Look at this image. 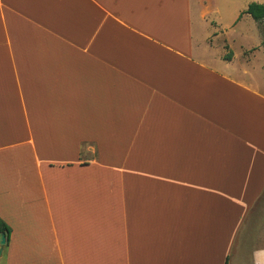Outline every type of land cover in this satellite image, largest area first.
I'll use <instances>...</instances> for the list:
<instances>
[{"label":"crops","instance_id":"0c3cea01","mask_svg":"<svg viewBox=\"0 0 264 264\" xmlns=\"http://www.w3.org/2000/svg\"><path fill=\"white\" fill-rule=\"evenodd\" d=\"M220 6L0 0V264H264V64Z\"/></svg>","mask_w":264,"mask_h":264},{"label":"rangeland","instance_id":"374dc122","mask_svg":"<svg viewBox=\"0 0 264 264\" xmlns=\"http://www.w3.org/2000/svg\"><path fill=\"white\" fill-rule=\"evenodd\" d=\"M220 3V10L217 15H214L215 13H209L208 14V23L209 24H221V28L226 31L223 36L225 38L221 39V45L226 49V53L229 54L231 49L229 46L231 45L234 49L233 52L240 56V60L242 61H249V62H256V63H263L264 64V21L263 22H256L250 15H243L238 22L235 24H250V38L249 42L245 43L243 39L239 37H231L229 39H226V36H229L232 31L228 28L229 24H233L235 11L241 10L246 5L250 3H260L264 4V0H218ZM209 10L211 8L209 7ZM195 24H199L196 22ZM234 30V29H233ZM245 45L253 47L251 49H246ZM232 52V56H233ZM260 55V59L252 60L251 57ZM261 60V61H260ZM259 61V62H258ZM258 69V68H257ZM256 69V70H257ZM262 80H264V70L261 71ZM262 85H264V81L262 82ZM264 208V199L260 201L259 206L257 207V210H263Z\"/></svg>","mask_w":264,"mask_h":264},{"label":"trees","instance_id":"16d2710c","mask_svg":"<svg viewBox=\"0 0 264 264\" xmlns=\"http://www.w3.org/2000/svg\"><path fill=\"white\" fill-rule=\"evenodd\" d=\"M243 14L250 15L256 22H263L264 21V4L251 3L248 6L247 10L243 12L241 15ZM225 59L230 60L231 55L228 54ZM10 233H11L10 228L6 224L0 222V235L5 234L7 243L10 238Z\"/></svg>","mask_w":264,"mask_h":264},{"label":"water","instance_id":"95a60500","mask_svg":"<svg viewBox=\"0 0 264 264\" xmlns=\"http://www.w3.org/2000/svg\"><path fill=\"white\" fill-rule=\"evenodd\" d=\"M0 244L3 246L6 244V236L5 234H2L0 237ZM1 254V253H0Z\"/></svg>","mask_w":264,"mask_h":264}]
</instances>
